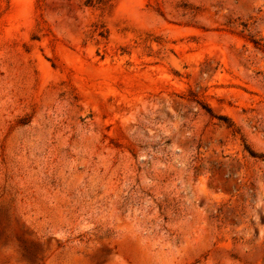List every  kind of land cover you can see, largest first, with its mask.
<instances>
[{"label":"rangeland","instance_id":"rangeland-1","mask_svg":"<svg viewBox=\"0 0 264 264\" xmlns=\"http://www.w3.org/2000/svg\"><path fill=\"white\" fill-rule=\"evenodd\" d=\"M0 264H264V0H0Z\"/></svg>","mask_w":264,"mask_h":264},{"label":"trees","instance_id":"trees-1","mask_svg":"<svg viewBox=\"0 0 264 264\" xmlns=\"http://www.w3.org/2000/svg\"><path fill=\"white\" fill-rule=\"evenodd\" d=\"M92 2V0H90ZM253 154V153H252Z\"/></svg>","mask_w":264,"mask_h":264}]
</instances>
